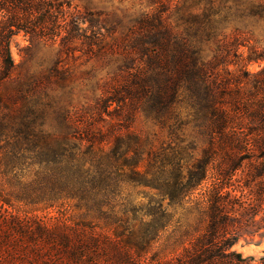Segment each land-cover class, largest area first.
<instances>
[{"label":"trees","instance_id":"16d2710c","mask_svg":"<svg viewBox=\"0 0 264 264\" xmlns=\"http://www.w3.org/2000/svg\"><path fill=\"white\" fill-rule=\"evenodd\" d=\"M64 3L0 0V176L9 185L0 187V264H264L233 249L264 228V67H248L264 51L245 56L211 8L162 2L137 18L136 63L97 101L96 116L59 113L60 130H46V112L12 110L25 92L3 86L14 79L19 31L67 48L81 38L79 22L100 24ZM81 36L93 49L103 35ZM140 115L165 139L134 130ZM185 127L195 131L190 146ZM50 208L53 224L34 213Z\"/></svg>","mask_w":264,"mask_h":264},{"label":"rangeland","instance_id":"374dc122","mask_svg":"<svg viewBox=\"0 0 264 264\" xmlns=\"http://www.w3.org/2000/svg\"><path fill=\"white\" fill-rule=\"evenodd\" d=\"M58 1L66 2L63 5L65 10L96 13L93 17L98 19L100 24L92 29L89 19L79 22L76 28L81 38L70 41L67 48H64L60 39L55 42L33 41L24 31H19L11 39V52L16 65L14 79L3 86L7 93H15L19 89L25 92V99L12 103V110L17 111L21 105L26 104L31 105L37 114L46 112L45 129L52 131L60 130L56 119L59 113L69 112L84 121L96 116L97 101L108 94L107 91L112 86L123 81L128 65L136 63V59L131 55L130 43L136 31L137 18L143 12L152 10L168 0ZM169 1L168 5L173 10L176 4L192 5L197 10L211 8L217 15L216 24L224 35L230 38L237 36L239 42L244 44L241 51L245 56L249 53V47L255 48L257 52L264 51V0ZM170 13V20L175 24L176 15L174 12ZM57 26L55 24L52 27L57 30ZM86 29L90 36L102 34L101 44H96L90 49L81 36ZM205 50V53L211 56V46L207 45ZM248 67L258 71L264 67V61L250 63ZM103 124L97 125L101 127ZM133 129L152 138L154 134L160 139H165L166 136L165 129L146 120L143 115L137 116ZM194 134L195 131L185 127V146H190L192 137L189 136ZM196 143L194 152L198 154L204 145L203 138L199 137ZM6 179L7 177L0 176V187L3 189L9 188ZM143 191L149 190L144 188ZM138 200L146 202L148 199L144 194H140ZM34 213L50 224L57 221L58 214L54 208ZM261 224L264 226V221ZM169 233L164 234L156 249L160 251L169 243ZM233 249L244 257L259 259L264 256V228L255 237H241Z\"/></svg>","mask_w":264,"mask_h":264}]
</instances>
